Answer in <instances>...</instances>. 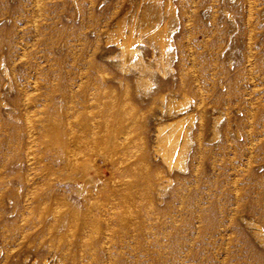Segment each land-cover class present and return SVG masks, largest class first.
Wrapping results in <instances>:
<instances>
[{
	"label": "rangeland",
	"instance_id": "1",
	"mask_svg": "<svg viewBox=\"0 0 264 264\" xmlns=\"http://www.w3.org/2000/svg\"><path fill=\"white\" fill-rule=\"evenodd\" d=\"M250 1L0 0V264H264V0ZM119 24L126 31L132 26L134 36L143 30L134 43L136 56L124 67ZM139 57L147 67L144 77L150 78L137 80L143 98L158 81L173 89L182 79L195 91L175 92V103L193 108L201 97L217 102L205 113L204 141L211 148L222 144L221 168L207 169L208 179L202 169L200 179L186 184L183 212L177 210V194L159 219L144 222L142 235L139 228L115 230L108 235L109 248H87L74 259L65 248L80 237L75 232L67 240L53 235L66 222L53 229L54 239L35 227L48 223L53 211L48 206L38 213L40 194H27L30 185L44 191L49 177L35 169L37 156L35 163L26 160L24 147L33 134L34 151L40 154L44 125L75 115L83 92L90 100L101 96L106 102L105 86L126 78L134 95L143 68ZM176 63L183 78L176 75ZM138 111L145 113L146 145L152 150L157 127L169 117L158 106L149 111L138 104ZM198 112L191 132L199 124ZM219 115L218 136L212 139ZM195 146L192 141L187 155ZM97 161L98 171H89L100 186L110 166L102 158ZM54 170L53 179L77 177V172ZM80 184L57 182L55 197L71 209L81 208L77 201L86 187Z\"/></svg>",
	"mask_w": 264,
	"mask_h": 264
},
{
	"label": "bare ground",
	"instance_id": "2",
	"mask_svg": "<svg viewBox=\"0 0 264 264\" xmlns=\"http://www.w3.org/2000/svg\"><path fill=\"white\" fill-rule=\"evenodd\" d=\"M118 28V35H121L123 40L121 67H124L125 64L132 63L131 61L136 56L137 49L134 43L140 40L143 30L134 36L132 26L128 28V31L124 30L120 24ZM151 32L153 31L151 30ZM144 63L139 57L137 64L143 68H139V75L135 78L134 95L130 94L129 80L126 78L121 79L118 84L105 86L103 93L109 98V101L106 100V102L102 101L101 96L90 100L83 92L82 106L75 115L62 116L49 124H43L44 132L41 143L45 148L40 154L37 155V152L34 151L38 145L35 147L34 141L31 139L33 134H29L30 139L24 147L28 149L27 155H25L27 159H25H29V161L33 159L35 163L37 156L35 169L49 177L43 183L44 191H39L38 187L30 185L27 194L28 197L40 194L37 201L39 202L38 213L41 214L48 206L53 211V217L48 223L37 224L35 227H41L42 233H47L51 238L53 229L66 222L65 229L55 232L53 235L59 240H67L70 238V233L75 232L80 237L74 246L69 241L65 248V250L72 251L74 259L81 258L80 253L87 248H109L112 241L108 235L115 230H124L125 233H128L129 230L135 231L139 228L141 231L139 235H142L141 226L144 222L150 219H159V214L172 205L171 198L177 194L179 198L177 210L183 212V203L189 196L186 184L188 185L192 178L200 179L199 171L202 169H204L202 176L208 179L207 169L217 171L221 168L222 144L216 143L214 145L216 148H211L206 146L204 141V131L207 126L205 113L208 109L216 107L217 102H206L201 97L202 92L196 91V95L201 98L193 108L189 104L181 106L182 102L175 103V92H181L185 96L187 91L193 93L195 91L191 83H184L180 78L179 83H173V89L164 88L162 86L164 82L158 81L152 94L148 98H143L137 80L146 79L150 82L149 77H144L143 72L147 71ZM174 67L177 68L176 75L183 78L184 73H182L183 69H181L180 63H176ZM122 84H125V87L121 86ZM119 87L120 90H118ZM119 94L124 96V100L117 99ZM185 102L183 103L185 104ZM138 104H145L149 111L153 106H158L160 111L165 112L169 117L167 122L157 127V140L152 150L147 149L144 134L146 118L144 112L138 111ZM236 105L237 102L232 101V106ZM25 106L24 108H26ZM195 110L199 111V124L191 132V119ZM220 116L214 121L212 139L218 136ZM234 121L238 123V120ZM31 127L33 126H30L29 130ZM192 141L196 146L192 154L187 155ZM203 154H205L204 157ZM198 155H201V161L198 160ZM186 156H188L187 166ZM84 158L86 159L84 160ZM97 158H102L104 163L110 166L108 168L109 176L103 177L100 186L92 179L89 171H98ZM31 163L33 162L31 161ZM55 168L60 172L65 170L77 172V177L70 179L60 174L56 179H53ZM175 170L181 171L182 174L174 172ZM57 182L61 184L73 183L74 185L84 182L80 186H85L86 192L77 201L81 203L79 206L81 208L71 209L55 197L54 187ZM172 182L174 186L167 190ZM27 204L29 205V203ZM175 217L174 211V214H171V223L173 224ZM99 234L105 235V237L98 239L96 235ZM56 248L60 251L63 250L59 245ZM117 248L123 247L120 245ZM108 259H110V255Z\"/></svg>",
	"mask_w": 264,
	"mask_h": 264
}]
</instances>
